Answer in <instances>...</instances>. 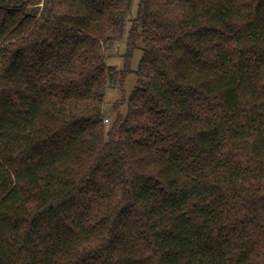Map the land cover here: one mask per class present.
<instances>
[{"label":"trees","instance_id":"1","mask_svg":"<svg viewBox=\"0 0 264 264\" xmlns=\"http://www.w3.org/2000/svg\"><path fill=\"white\" fill-rule=\"evenodd\" d=\"M132 2L0 0V264H264V0H140L119 70Z\"/></svg>","mask_w":264,"mask_h":264},{"label":"rangeland","instance_id":"2","mask_svg":"<svg viewBox=\"0 0 264 264\" xmlns=\"http://www.w3.org/2000/svg\"><path fill=\"white\" fill-rule=\"evenodd\" d=\"M140 0H133L131 11L125 25L124 33L122 38L115 44V46L108 51V64L117 66L119 70H124L126 67V57L128 52V37L131 28V19L136 17L137 9ZM142 57L141 49L137 48L134 50L131 62L129 65L130 72L127 74L124 82H116L106 95L105 111L108 114L109 122L106 124V128L110 130L117 120V113L112 111L113 107L119 106V112L125 116L128 112V98L131 92L137 86V75L136 71L139 67V63Z\"/></svg>","mask_w":264,"mask_h":264}]
</instances>
